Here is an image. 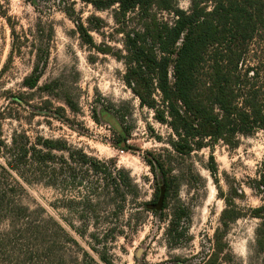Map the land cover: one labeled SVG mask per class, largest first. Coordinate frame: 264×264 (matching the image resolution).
<instances>
[{
  "label": "rangeland",
  "instance_id": "rangeland-1",
  "mask_svg": "<svg viewBox=\"0 0 264 264\" xmlns=\"http://www.w3.org/2000/svg\"><path fill=\"white\" fill-rule=\"evenodd\" d=\"M115 10L0 0V264H201L218 229L219 264H264V130L174 152L172 129L125 82L126 34L142 22ZM152 158L172 178L164 212L148 205L161 183ZM225 209L240 215L226 227Z\"/></svg>",
  "mask_w": 264,
  "mask_h": 264
},
{
  "label": "trees",
  "instance_id": "trees-1",
  "mask_svg": "<svg viewBox=\"0 0 264 264\" xmlns=\"http://www.w3.org/2000/svg\"><path fill=\"white\" fill-rule=\"evenodd\" d=\"M82 1L97 9L116 6L117 23L126 25L133 14L142 22L126 34L125 82L172 129L174 152L190 156L210 140L234 146L239 134L264 130V0H190L188 10L177 0ZM160 12L174 15V22ZM26 82L33 88L38 76ZM148 162L161 174L148 205L164 212L174 192L172 178L159 159ZM255 189L264 193V171ZM253 213L262 219L257 243L264 245V205ZM239 217L225 209L223 225ZM224 235L216 231L217 247L201 264H219Z\"/></svg>",
  "mask_w": 264,
  "mask_h": 264
}]
</instances>
